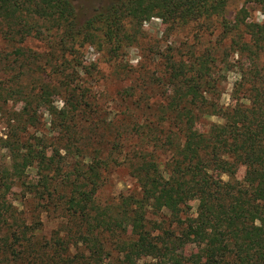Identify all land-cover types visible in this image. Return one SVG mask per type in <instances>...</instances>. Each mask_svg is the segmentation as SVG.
<instances>
[{
    "label": "trees",
    "instance_id": "16d2710c",
    "mask_svg": "<svg viewBox=\"0 0 264 264\" xmlns=\"http://www.w3.org/2000/svg\"><path fill=\"white\" fill-rule=\"evenodd\" d=\"M228 1L112 0L79 23L71 0H0V102L20 104L6 114L0 137V264H137L144 256L170 264H264V18L246 21L243 6L232 27ZM243 1L264 15V0ZM149 14L176 25L221 17L225 32L248 36L239 51L251 67L240 82L245 95L228 107L212 105L204 93L206 60L172 65L173 91L153 119L133 113L126 91L122 136L135 144L125 151L100 131L110 125L97 119L79 53L92 45L117 58ZM40 108L55 131L27 137ZM211 116L221 121L205 123ZM119 162L139 190L101 201L104 173ZM192 199L195 216L187 215ZM43 214L60 218L49 235ZM189 245L198 257L185 255Z\"/></svg>",
    "mask_w": 264,
    "mask_h": 264
},
{
    "label": "rangeland",
    "instance_id": "374dc122",
    "mask_svg": "<svg viewBox=\"0 0 264 264\" xmlns=\"http://www.w3.org/2000/svg\"><path fill=\"white\" fill-rule=\"evenodd\" d=\"M75 6L77 21L84 22L96 9L108 6L112 0H71ZM247 10L246 21L261 22L264 18L260 7L253 3H244L243 0H229L226 6L225 21L232 27L235 24V16L239 9ZM222 18L200 19L185 24H170L154 15H147L142 24V30L131 45L124 47L117 58H109L92 45H84L79 53V59L86 68L83 74L84 83L92 90L97 102V119L110 125V129H100L105 134L108 143L114 141L120 150H127L135 142L123 139L122 111L126 103L121 99L128 91L132 93L129 108L136 115H146L153 119L165 105V97L173 91L171 68L174 64L188 65L191 62L205 61L208 66L206 78L209 80L205 95L208 101L216 106L228 107L233 104V97L245 95L240 82L243 78V70L250 68V61L246 53L239 51L241 41L248 40L246 34L239 38L240 31L233 28L224 31L221 26ZM32 42V41H31ZM29 42L33 48L44 50L43 43L39 41ZM263 62V60L261 59ZM208 62V63H207ZM244 84V83H243ZM242 84V85H243ZM63 104L60 96L54 97V105L58 108ZM20 104L13 100L0 102V137L6 131V114L18 110ZM208 108H212L208 106ZM50 115L45 108L39 109V117L34 126H29L24 135L40 134L45 132L52 134L55 129L49 123ZM209 121H221L217 116H211ZM205 125V124H204ZM197 123L199 128H206ZM53 129V132L51 130ZM133 146H131L132 148ZM137 147V146H136ZM119 149H115L113 156L122 160ZM245 167L239 165L236 177L242 179ZM105 180L101 186L98 197L101 201H112L120 195L137 192L138 184L131 169L123 162L110 166L104 173ZM227 180L226 175H222ZM18 203V200H14ZM190 209L187 215L195 216L198 200L189 201ZM163 210V213H166ZM43 218V233L49 235L58 226L60 218L55 214ZM187 257H198L199 251L194 245L186 246ZM170 264L164 257L155 259L150 256L141 257L137 264ZM102 264H112L110 259H105Z\"/></svg>",
    "mask_w": 264,
    "mask_h": 264
}]
</instances>
